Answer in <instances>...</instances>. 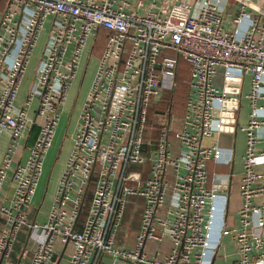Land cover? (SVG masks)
Here are the masks:
<instances>
[{"label":"built area","instance_id":"1","mask_svg":"<svg viewBox=\"0 0 264 264\" xmlns=\"http://www.w3.org/2000/svg\"><path fill=\"white\" fill-rule=\"evenodd\" d=\"M157 1L147 6L145 0L5 1L0 138L8 135L9 143L0 162V193L19 141L32 127L38 131L25 163L11 171L12 197L0 204V264H9L23 228L19 260L30 254L28 264H100L105 258L111 264H210L219 217L221 236L234 242L236 264H264V0H195L191 6ZM232 7L236 14L227 27ZM101 31L105 45L79 113L81 129L47 220L29 222L61 108ZM42 34L31 84L19 101ZM181 60L189 66L188 94L174 153L169 122L155 145L144 134L148 109L174 91ZM215 136L208 146L205 141ZM145 145L153 146L149 154ZM237 160L240 207L236 224L228 227L227 183ZM210 162L232 168V174H214L209 184ZM146 164V172L139 170ZM129 197L141 198L143 206L135 246L128 250L117 247L115 238ZM165 239L172 245L167 255L149 258L143 252L147 241Z\"/></svg>","mask_w":264,"mask_h":264},{"label":"crops","instance_id":"2","mask_svg":"<svg viewBox=\"0 0 264 264\" xmlns=\"http://www.w3.org/2000/svg\"><path fill=\"white\" fill-rule=\"evenodd\" d=\"M165 1L166 0H158L156 2V4L160 5ZM168 1L170 3H176V4L181 3V4H184L187 6L193 5V3L195 2V0H168ZM148 4H149V0H145V6H147ZM235 14H236L235 8L232 7V8H229L227 10V12H226V17H227L226 18V21H227L226 26L227 27L230 25L229 24V20H230L229 16H231V15L234 16ZM89 48H90V46H89ZM89 48L87 49V51L89 50ZM85 55H86V52L81 59V63H80L79 69L77 71L76 78L74 79L73 84H72V86L68 92L67 99L61 108L60 120H59L57 128L55 130V136H54V139L52 142V146H51L50 150L48 151L46 158L43 162L42 176L40 178L36 194L33 198L30 210L28 212V221L29 222H35L38 225H42L47 220V215H48L50 208L52 206L53 198L55 196V193H56V190L58 187V182H59L61 175L63 173V170L65 168L66 160L69 157V154L71 152V148H72V144H73V140H74L73 138H71L73 133H74L73 126L75 128V124L77 122H79V113L81 111L82 105L85 102L89 87H90L92 79H93V75H94L95 70H96L97 62L95 61L96 60L95 59L94 60L95 63H92V67L89 70L90 74L87 77L88 80L85 83V85L83 86L82 80L85 78H84V76L82 77V69H81L82 66L81 65H82V62L85 60ZM36 60H37V54L35 53L34 57L31 60L29 68L27 70L25 79L23 80V83H22V86H21V89L19 92V98H18L19 101H22L24 99L23 97H24L25 93L27 92V90L31 84ZM91 61H93V60H90V63H91ZM90 63H88V64H90ZM86 67H88V66H86ZM86 70H87V68H85V71H84L85 75H86ZM25 80L28 81L29 85L27 84L28 87H26L25 91L22 92V88L24 86ZM246 82H247V78H246ZM244 88L246 91L247 90V84L245 85ZM163 97H164V95H162L160 98H158L156 100H153V102L151 103V108H153L154 106H157ZM33 107H35V104L33 105ZM69 107H70V110H71V108L72 109L74 108L75 111L74 112L70 111ZM184 110H185V106L183 107L181 114L178 116L175 115V113H172V115L170 116L168 121H167V118L165 119L163 116L158 117V121H159L160 125H162L164 123L168 124V122L171 125V118L172 117H174L176 120V122L173 120L175 125H174V123L172 124V126H171L172 132L170 133V141H171V146L174 150V153H177V150H178V143L175 140V131L178 129L179 122L181 121V118L183 117V114H184ZM68 113L69 114L71 113L72 115H74L75 119H74V121H72V126H71V124L68 125L69 128H71V130H70L69 138L67 139L66 135H64V132L69 129L68 127H66L68 124V122H67V119L69 117V115L67 117ZM32 130H33V127L29 130V132L26 134V136L23 139H21L18 143L19 146L16 150V153L14 154V161L12 162V164L10 166V170L8 172V179L4 185L5 188L0 193V204L1 203L7 204V200L12 197L13 182L11 180V171L17 165H23L25 163L27 155H28V152H27L28 148L35 141V137H33ZM8 143H9V136L6 134L2 135L0 138V162L2 160V157L5 154L6 147H7ZM206 144H207V142H206ZM239 145L241 146L240 150L242 151L243 140H241ZM239 145H238V152H239ZM208 168H209V164H208ZM227 168H229V167H227ZM239 173H240V166L238 165L237 170H235V173H234L235 175L232 176V178L230 179V182L227 183L228 189L226 192L227 204L225 207L226 208V213H225L226 214L225 215L226 220L225 221H226V225L228 227L234 226L236 224L237 212H238L239 207H240ZM216 174H221V175L230 174V168H229L228 172H220V173H216ZM210 183H211V179L209 178V184ZM138 199L140 200V203L137 207V210H136L134 216L131 219H129L130 220L129 225L127 226V228H125L124 221H125V217L127 214V206L129 204V201L127 200V205H126V209L124 212L123 222H122V225L120 226V229L117 232L116 238H115V244L117 247H122V248L129 250V249H133L135 246V239H136V236L139 232L140 216H141V210H142V206H143L142 199L141 198H138ZM221 203L223 204V200H221ZM221 210H222V208H221ZM219 214L221 215V213H219ZM231 215H234V218L231 219ZM220 225H221V217L218 218L216 228L214 229V241L213 242L216 245L217 252H216V254H215V256L212 259L210 264H236L237 253H236V248H235L234 242L230 236H223V237L221 236V233H220V227L221 226ZM19 234H18V236H19ZM25 242H26V239H25V241H23L19 244L18 251H15V247L18 246V237H17V240H16L14 247H13L12 255H11L10 260H9V264H28L29 259L31 257L30 254H28V257L26 259L19 260V255H20L21 250L23 249ZM171 247H172V245L168 239H165L162 242L147 241L144 245L143 252L149 258H152L155 256L163 257L169 253V251L171 250ZM60 264H63V262H61ZM100 264H108V262L103 260V261H101ZM115 264H129V263L120 261V262H116Z\"/></svg>","mask_w":264,"mask_h":264},{"label":"rangeland","instance_id":"3","mask_svg":"<svg viewBox=\"0 0 264 264\" xmlns=\"http://www.w3.org/2000/svg\"><path fill=\"white\" fill-rule=\"evenodd\" d=\"M5 1L6 0H2L1 1V3H0V11H2L4 8H5ZM103 35L105 36V33H104V31H101L100 33H99V36H97V38H96V40H97V48L95 49V51L93 52V56H90L91 55V52H90V48H89V50L88 51H86V55H85V60L82 62V77L84 76V78L85 79H83L82 80V83H83V86L85 85V83L87 82V77L89 76V74H90V72H89V70L91 69V67H92V63H95L94 62V60L97 62V60H98V58H96L95 56L97 55L98 57L100 56V53H101V49H102V44H104L105 43V40H106V38L104 37L103 38ZM44 37H45V35L44 34H42V36H41V39H40V43H39V46L37 47V49H36V54H38L39 52H40V50H41V48H42V44L44 43ZM94 44V42L92 43V45ZM104 48V47H103ZM98 52H99V54H98ZM90 60H93V61H91V63H90ZM90 63V64H88V63ZM86 66H88V67H86ZM85 68H87V70H86V75H85V73H84V71H85ZM81 77V78H82ZM189 79V66L184 62V61H180V65H179V69H178V72H177V83H178V85H179V87H178V90H180V89H182V91L184 92V94L186 93V89H187V92H188V87H187V85H186V83H187V80ZM27 84H28V81L27 80H25V82H24V86H23V88H22V92H24L25 91V89H26V87H28L27 86ZM29 85V84H28ZM245 91V88L243 89V92ZM167 97H169V94H165L164 95V97L163 98H167ZM186 98H187V96H186ZM186 100V99H185ZM185 100L183 101V106H184V102H185ZM175 101H177V100H175ZM151 106V105H150ZM242 106H243V110H244V108L246 107L245 106V101L244 100H242ZM161 108V107H160ZM69 110H70V107H69ZM182 110H183V108H182ZM182 110L181 111H178L175 115H180L181 114V112H182ZM70 111H72V112H74L75 110H74V108L72 109L71 108V110ZM68 115H69V117H68ZM67 117H68V119H67V122H68V124H67V126L66 127H68L69 128V124H71V126H72V121H74V119H75V117H74V115H72L71 113L69 114H67ZM151 119H152V126H153V124H157V122H155V119H154V121H153V115H152V117H151ZM176 122V120H175V118L174 117H172L171 118V126H172V124L174 123V121ZM158 124H159V122H158ZM157 124V125H158ZM174 125H175V123H174ZM67 129V128H66ZM73 129H74V133H73V135H72V137L71 138H75V136H76V134L80 131V129H81V125H80V123L79 122H77L76 124H75V128H74V126H73ZM70 130H71V128H69L68 130H66L65 132H64V135H66V138L68 139L69 138V134H70ZM154 129L153 128H149L148 130H147V136H149L150 134H151V132L152 133H154V131H153ZM36 131H38V129H37V127H36ZM215 139H217V137L215 136V137H213V138H211V139H208L206 142H207V145L208 146H210V145H212V143H213V141L215 140ZM241 140H242V136L241 135H238V138H237V142L240 144V142H241ZM152 143H156V141L154 140ZM227 146H230V143H227ZM241 149V146L239 145V153H241L240 150ZM239 165V160H237L236 161V167H235V170H237V167H238V165ZM147 169H148V164H146V165H144L143 167H141V168H139V170H141L142 172H146L147 171ZM209 178L211 179V177L214 175V174H216V173H220V172H228V170H229V168H227V167H224V166H221V165H214L213 163H209ZM78 181L77 180H75V190L74 191H77L78 190ZM92 186H91V189H90V191H89V194H88V199H87V201H86V203H85V209H84V211L82 212V217H81V219L83 220V219H85V215H86V213H87V209H88V205H89V198H90V196L92 195V189H93V187H94V184H95V180L93 179V181H92ZM234 184V183H233ZM235 191V190H234ZM128 201H129V204H128V206H127V214H126V217H125V221H124V226H125V228H127V226L129 225V219H131L133 216H134V214H135V212H136V210H137V207H138V205H139V203H140V200L137 198V197H129L128 198ZM67 205L68 206H71L72 205V203L70 202V201H68L67 202ZM232 218H234V215H231V219ZM25 239H26V232H25V229L23 228L21 231H20V234H19V236H18V246L17 247H15V251H18V247H19V244L21 243V242H23V241H25Z\"/></svg>","mask_w":264,"mask_h":264},{"label":"trees","instance_id":"4","mask_svg":"<svg viewBox=\"0 0 264 264\" xmlns=\"http://www.w3.org/2000/svg\"><path fill=\"white\" fill-rule=\"evenodd\" d=\"M104 37L105 36L103 35V38ZM104 45H105V43L102 44V49H101L100 56L102 54ZM97 47H98L97 46V40H95L94 44L91 46V49H90V52H91V55L90 56H93V52L95 51V49ZM98 54H99V52H98ZM95 57L96 58H99L97 55ZM179 65H180V62L178 64V69H179ZM178 87H179V85H178L177 79H176V87H175L174 91H172V92H166L167 94H169V97L162 98L161 101H160V103L157 106H154L153 108H151V106H150V108L148 109L147 120H146L147 121L146 122V129H145V134H144V140H145L146 143H150L151 145H155L156 143L154 144L152 142L154 140L157 142L158 137H159L160 128H161L162 125L166 124V123H164L162 125L158 124V122H159L158 121V117L159 116H161V117L163 116L165 119L167 118V121H168V119L170 118V116L172 115V113H175L176 114L178 111H181L182 108L185 106V103H186V100H187L186 96H187V93H188L187 92V89H186V93L184 94V92L182 91V89L178 90ZM163 95H165V93ZM175 100H177V101H175ZM184 100H185V102H184V106H183V101ZM152 115H153V121L155 119V122H157L158 125L157 124H153V126H152V119H151ZM149 128H153L154 129L153 130L154 133L151 132V134L149 136H147V130ZM32 133H33V137H35V139H36V136H37L36 127H33ZM151 149H153V146H152V148H150L149 146L145 145L143 147V152L145 154H149V152L151 151ZM91 186H92V184L89 187V191L91 189ZM89 191H88V194H89ZM92 192H93V189H92ZM88 194L86 196V201L88 199L87 198L88 197ZM90 199H91V196L89 198V201H90ZM85 208L86 207L84 205L82 212L84 211ZM82 212L80 213L79 218L82 217V215H81Z\"/></svg>","mask_w":264,"mask_h":264},{"label":"water","instance_id":"5","mask_svg":"<svg viewBox=\"0 0 264 264\" xmlns=\"http://www.w3.org/2000/svg\"><path fill=\"white\" fill-rule=\"evenodd\" d=\"M230 174H232V168H231V170H230ZM229 182H230V180H229ZM229 184H230V183H229ZM104 260L107 261L108 264H111V263H112V260H111L110 258H105Z\"/></svg>","mask_w":264,"mask_h":264}]
</instances>
